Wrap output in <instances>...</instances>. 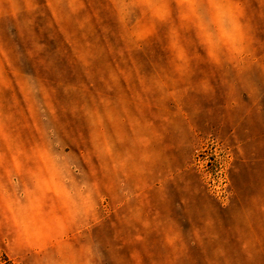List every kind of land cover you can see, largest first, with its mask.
<instances>
[{
	"label": "rangeland",
	"instance_id": "obj_1",
	"mask_svg": "<svg viewBox=\"0 0 264 264\" xmlns=\"http://www.w3.org/2000/svg\"><path fill=\"white\" fill-rule=\"evenodd\" d=\"M118 2L0 0V49L15 69L0 82V121L14 146L30 151L44 133L79 179L98 115L112 131L115 109L146 141L143 170L72 226L67 247L38 255L0 230V264H264V0H238L251 36L242 65L192 49L184 76L171 70L167 25L138 48L125 44Z\"/></svg>",
	"mask_w": 264,
	"mask_h": 264
},
{
	"label": "clouds",
	"instance_id": "obj_2",
	"mask_svg": "<svg viewBox=\"0 0 264 264\" xmlns=\"http://www.w3.org/2000/svg\"><path fill=\"white\" fill-rule=\"evenodd\" d=\"M78 7L70 4L71 12ZM116 8L122 38L129 47L138 48L154 37L160 38L159 26H168L162 39L170 53L171 70L180 76L189 70L192 49L216 65L228 61L240 66L251 55V36L238 0H119ZM11 9L15 13L20 5L13 3ZM137 11L135 23L129 24V17ZM188 31L190 41L185 36ZM85 55L81 59L87 63ZM9 70L15 72L10 55L0 49V82L6 85ZM155 84L162 92L167 87L164 79L155 80ZM152 90L151 83L145 84V92ZM48 107L55 115L53 105ZM114 111L109 110L112 131L99 115L93 121L98 130L91 133L84 149L89 170L81 171L79 179L72 174L74 165L69 163V156L54 151L44 133L40 142L25 151L14 146L5 123L0 121V137L7 143V152H0V230L7 229L16 244L42 256H48L53 246L62 250L77 221L94 216L109 197L117 199L125 180L143 170L136 153L138 145L146 141L139 138L135 127L129 134L119 114L113 117ZM48 264L68 261L49 260Z\"/></svg>",
	"mask_w": 264,
	"mask_h": 264
}]
</instances>
